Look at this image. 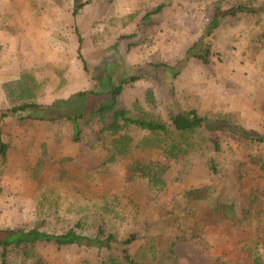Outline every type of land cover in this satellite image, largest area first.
<instances>
[{
	"label": "rangeland",
	"instance_id": "obj_1",
	"mask_svg": "<svg viewBox=\"0 0 264 264\" xmlns=\"http://www.w3.org/2000/svg\"><path fill=\"white\" fill-rule=\"evenodd\" d=\"M161 2L158 13L144 17ZM71 3L0 0V110L104 89L110 75L115 83L126 79L118 101L131 114L141 109L167 117L173 87L180 106L264 133V11L224 17L207 39L209 61L184 59L218 8L264 0H86L75 15ZM157 62L179 73L172 77ZM19 69L36 73L40 86L30 96L19 97ZM132 75L138 78L129 80ZM25 115L0 117V227L60 231L79 224L77 230L93 234L102 224L120 239L135 233L129 251L144 264H255L264 235V178L252 156H264V145L212 126L192 134L197 145L189 157H166L145 145L147 130L131 124L111 135L129 139L123 153L107 161L93 124L83 125L75 141L67 119ZM208 156L218 172L208 167ZM149 162L166 167L161 189L137 168ZM222 200L234 201L239 222L217 210ZM121 248L39 243L34 250L44 264H100L120 256Z\"/></svg>",
	"mask_w": 264,
	"mask_h": 264
},
{
	"label": "trees",
	"instance_id": "obj_2",
	"mask_svg": "<svg viewBox=\"0 0 264 264\" xmlns=\"http://www.w3.org/2000/svg\"><path fill=\"white\" fill-rule=\"evenodd\" d=\"M72 14L75 15L78 10L86 3V0H71ZM165 4L163 2L155 6L151 11H147L144 17H148L151 13H158ZM264 11V5L248 6L239 4L232 6L226 10L218 8L211 20L205 26V31L195 40L184 52V59L197 58L203 63H207L210 58L211 50L207 41L212 34L213 29L220 25L221 20L226 16H234L239 12L259 13ZM134 34H123L122 37H131ZM79 41H81L79 39ZM136 41H131L127 47ZM82 57V54H78ZM83 59V58H82ZM85 64V61H83ZM157 68H165L172 70L174 66L165 62H157L153 64ZM179 73L178 69L172 70V77ZM138 78L136 75L129 77V80ZM107 88L98 89L93 87L86 90H78L71 93L66 98L54 99L51 103H39L35 100H23L18 104L0 110V117H5L7 113L25 112L24 117L40 118L48 120H57L64 118L71 122L72 138L75 141L81 140V132L83 125L93 124L96 128L94 131V142L101 147H105L109 153L107 161L115 159L117 155H121L127 147L128 137L119 135L111 137L112 134L118 133L124 126L135 125L141 129L147 130L149 133L143 138L146 146L159 148L166 157H176L177 155L190 156L188 151H194L197 142L192 138V134L200 129H212V126L219 127L226 132L239 135L245 138L249 144L258 145L262 148L264 145V133H257L253 130L240 128L235 123L227 120L223 116L209 117L201 114L192 107H182L177 103L174 97V88L167 99V113L164 117L162 114L145 112L138 109L135 114H131L130 110L119 104L118 96L123 89V83L126 79H120L115 83L110 75L106 76ZM19 97L22 92L32 93V88L40 86L32 72L22 71L19 73ZM28 88L27 91H24ZM148 99H152L151 89H147ZM107 137V138H106ZM109 137V138H108ZM208 141L212 145V152L220 148L219 142L215 136L210 135ZM3 150V149H2ZM188 152V153H187ZM253 161L259 166L261 176L264 178V156L258 154L252 156ZM206 163L212 172H218V166L215 158L208 156ZM143 176H146L148 184L154 189H161L165 185V181L161 178V173L166 167H160L155 162H149L146 165H138ZM221 207L217 210L228 220L239 222L234 201L222 200ZM262 213L263 206H259ZM71 226L60 231H47L39 226L30 228L25 227H0V264H44L42 258L38 257L34 247L41 243H50L56 246H64L70 244H78L85 246L114 248L115 245L122 246L121 255L117 258L109 256L108 260L102 261L100 264H144L145 260H136L130 254L129 246L138 236L130 233L126 238L120 239L114 231H105L104 226L100 224L93 234H85ZM261 250L254 252L255 264H264V235L262 238Z\"/></svg>",
	"mask_w": 264,
	"mask_h": 264
},
{
	"label": "crops",
	"instance_id": "obj_3",
	"mask_svg": "<svg viewBox=\"0 0 264 264\" xmlns=\"http://www.w3.org/2000/svg\"><path fill=\"white\" fill-rule=\"evenodd\" d=\"M22 57H19V59H21ZM19 73H20V69H19ZM34 73V72H33ZM36 76V73L34 74ZM39 80V78H37ZM71 85V84H70ZM48 86V85H47ZM51 86V85H49Z\"/></svg>",
	"mask_w": 264,
	"mask_h": 264
}]
</instances>
